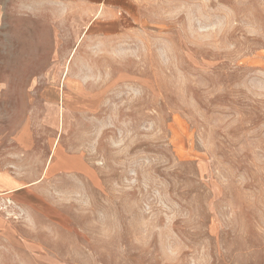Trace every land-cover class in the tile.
I'll use <instances>...</instances> for the list:
<instances>
[{
    "label": "rangeland",
    "instance_id": "obj_1",
    "mask_svg": "<svg viewBox=\"0 0 264 264\" xmlns=\"http://www.w3.org/2000/svg\"><path fill=\"white\" fill-rule=\"evenodd\" d=\"M28 1L42 11L0 0L4 39L36 34L33 75L23 51L4 53L2 76L40 80L42 58L65 55L66 77L74 22L65 37L58 21L44 30ZM138 1V20L78 22L82 85L50 93L82 88L81 111L60 137L51 111L44 131L89 168L45 186L78 235H35L36 259L20 264H264V0ZM45 87L4 85L17 96L0 116L25 103L38 117Z\"/></svg>",
    "mask_w": 264,
    "mask_h": 264
},
{
    "label": "crops",
    "instance_id": "obj_2",
    "mask_svg": "<svg viewBox=\"0 0 264 264\" xmlns=\"http://www.w3.org/2000/svg\"><path fill=\"white\" fill-rule=\"evenodd\" d=\"M27 4L33 6L31 12L27 14L30 21L42 20L44 30L48 29L52 22L58 21L59 32L65 37L68 22H74L72 26L76 41L72 50H75V53L67 60L69 67L66 77L61 75L63 63L69 57L65 55L55 59L53 66L49 55L43 57L45 72L40 80H35L32 76L16 82L12 77H3L4 63L8 62H4V53L11 54L13 63L14 60L22 61L17 60L18 57L15 58L14 54L23 51L31 54L23 63L26 64L25 68L32 69L33 75L34 66L31 65V61L35 59L33 54L36 52L34 47L36 34L32 28L22 31L11 29L10 41L4 39L6 36L2 28L3 4L0 2V105L3 101L15 102L17 96L13 92H4V85L41 82L46 86L45 92L38 99L42 106V113L38 117L27 113L28 107L25 103L19 104L23 112L17 119L10 108L6 109L9 110L8 116H0V264L34 261L40 245L34 243L31 238L35 235L49 236L50 229L60 236L69 233L78 235V229L71 224L66 210L50 199V191L45 186L50 180L67 175L90 179L89 168L80 154L68 152L61 146L56 136L52 142L50 133L45 134L44 131L51 128L50 117L53 111L56 116L57 134L60 137L67 114H79L81 111L78 108V100L82 102L83 92L82 88H72L74 92L64 93L58 90L52 97L50 89L52 85L64 84L70 87L82 85L76 70L78 31L81 30L78 22L82 24L95 21H135L139 19L140 14L138 0H37L36 4L42 7L41 12L35 10V3L31 4L28 1ZM45 35L43 37H46ZM58 35L61 36V33ZM49 52V49H46V53ZM70 69H74L71 76ZM19 95H21L19 99L23 101L35 100L30 93L23 92ZM3 112L0 111L1 114Z\"/></svg>",
    "mask_w": 264,
    "mask_h": 264
}]
</instances>
